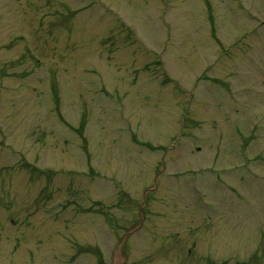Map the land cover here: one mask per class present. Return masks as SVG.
I'll return each mask as SVG.
<instances>
[{"label": "rangeland", "instance_id": "1", "mask_svg": "<svg viewBox=\"0 0 264 264\" xmlns=\"http://www.w3.org/2000/svg\"><path fill=\"white\" fill-rule=\"evenodd\" d=\"M137 227L120 264H264V0H0V264Z\"/></svg>", "mask_w": 264, "mask_h": 264}, {"label": "water", "instance_id": "2", "mask_svg": "<svg viewBox=\"0 0 264 264\" xmlns=\"http://www.w3.org/2000/svg\"><path fill=\"white\" fill-rule=\"evenodd\" d=\"M136 231H137V230L132 231V232H130V233H127L126 235H124V236L122 237V239H121L120 242L117 244L116 249H115V251H114V254H113V256H114V260L112 261V264H120V259H121V249H119V248H120L121 244L123 243V241H124L129 235L134 234Z\"/></svg>", "mask_w": 264, "mask_h": 264}]
</instances>
